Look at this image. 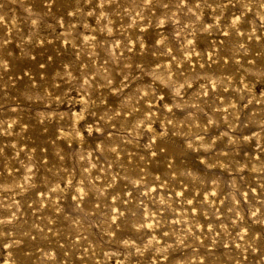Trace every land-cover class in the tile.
I'll list each match as a JSON object with an SVG mask.
<instances>
[{
	"label": "rangeland",
	"instance_id": "374dc122",
	"mask_svg": "<svg viewBox=\"0 0 264 264\" xmlns=\"http://www.w3.org/2000/svg\"><path fill=\"white\" fill-rule=\"evenodd\" d=\"M0 264H264V0H0Z\"/></svg>",
	"mask_w": 264,
	"mask_h": 264
}]
</instances>
